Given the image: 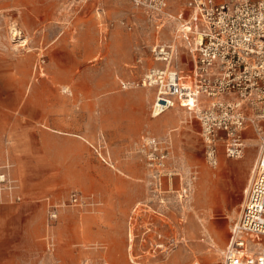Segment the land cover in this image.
<instances>
[{"label":"rangeland","instance_id":"1","mask_svg":"<svg viewBox=\"0 0 264 264\" xmlns=\"http://www.w3.org/2000/svg\"><path fill=\"white\" fill-rule=\"evenodd\" d=\"M184 9L169 0V15ZM170 21L129 0H0V159L20 197L0 196V264H222L260 133L213 167L192 114L152 117L154 93L137 83L174 38ZM144 137L168 154L161 181Z\"/></svg>","mask_w":264,"mask_h":264},{"label":"built area","instance_id":"2","mask_svg":"<svg viewBox=\"0 0 264 264\" xmlns=\"http://www.w3.org/2000/svg\"><path fill=\"white\" fill-rule=\"evenodd\" d=\"M129 1L162 27L173 20L182 42L156 44V65L137 83L155 91L152 117L176 107L192 114L201 123L206 160L213 167L221 152L230 159L244 156L247 129L260 133L249 192L222 264H264V0H186V9L175 17L168 13L169 0ZM183 67L190 70L188 79ZM141 148L154 179L161 181L168 157L161 142L144 137ZM11 167L0 159V196L20 200ZM72 201L77 203L76 195ZM56 209L52 219L58 217ZM250 242L263 249L253 253Z\"/></svg>","mask_w":264,"mask_h":264},{"label":"crops","instance_id":"3","mask_svg":"<svg viewBox=\"0 0 264 264\" xmlns=\"http://www.w3.org/2000/svg\"><path fill=\"white\" fill-rule=\"evenodd\" d=\"M183 60H186V58L185 57H183L182 58V62H183ZM184 68V71H183V73L185 72V71H187L185 68L186 67H183ZM191 68V67H190ZM189 72H190V70H189ZM153 91V93H154V98H155V91L154 90H152ZM154 101V100H153ZM173 110H176L175 111V113L174 114H172L171 116H168V125L170 126L171 124H173V123H177V124H181V121H183V120H185L186 118V112H180V111H178V109H177V107L176 108H174ZM172 111V110H171ZM172 117H176V119L175 120H173L172 119ZM155 138V137H154ZM157 139V138H156ZM241 170H238L237 171V168L235 169L234 168V170L236 171V172H238V174H240V175H242L243 174V171L244 170H242V168H240ZM251 181V180H250ZM239 184H242V181L241 180H239ZM238 184V185H239ZM249 185H250V183H249ZM249 188V187H248Z\"/></svg>","mask_w":264,"mask_h":264},{"label":"bare ground","instance_id":"4","mask_svg":"<svg viewBox=\"0 0 264 264\" xmlns=\"http://www.w3.org/2000/svg\"><path fill=\"white\" fill-rule=\"evenodd\" d=\"M171 22L174 23V21H170L169 23L172 24ZM173 39H175V41H176V43H177L178 46L182 44V42L178 39V36H177L176 32H175V36H174ZM126 85H127V84H126ZM148 91H151V89H148ZM153 102H154V101H153ZM252 176H253V175H252ZM251 179H252V177H251ZM250 183H251V181H250ZM249 187H250V185H249ZM248 192H249V188H248V190H247V192H246V196H247ZM245 200H246V198H245ZM244 203H245V202H244ZM244 203H243L242 207L244 206ZM239 216H240V215H239ZM130 240H131V243H132V241H133V236L130 237ZM174 260H175V259H174ZM176 260H179V258L177 257ZM176 260H175V261H176Z\"/></svg>","mask_w":264,"mask_h":264}]
</instances>
